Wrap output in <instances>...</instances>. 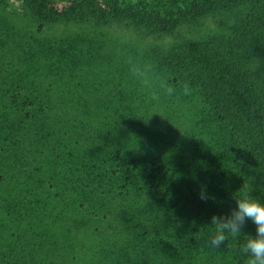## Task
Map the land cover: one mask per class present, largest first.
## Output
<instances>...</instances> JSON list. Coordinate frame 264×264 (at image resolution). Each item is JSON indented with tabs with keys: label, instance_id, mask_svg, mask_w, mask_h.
<instances>
[{
	"label": "trees",
	"instance_id": "1",
	"mask_svg": "<svg viewBox=\"0 0 264 264\" xmlns=\"http://www.w3.org/2000/svg\"><path fill=\"white\" fill-rule=\"evenodd\" d=\"M18 1L0 0V264H248L255 226L210 248L208 224L264 204V0ZM214 14L141 53L98 27Z\"/></svg>",
	"mask_w": 264,
	"mask_h": 264
},
{
	"label": "rangeland",
	"instance_id": "2",
	"mask_svg": "<svg viewBox=\"0 0 264 264\" xmlns=\"http://www.w3.org/2000/svg\"><path fill=\"white\" fill-rule=\"evenodd\" d=\"M10 9L17 10L19 1L9 0ZM69 0H58L56 7L64 6V2ZM219 21V16L214 14L207 16L206 19L200 20L197 23L185 24L170 32L161 34H154L139 28L136 24L130 22L115 21L107 26H98L101 30L106 31L108 37L116 42L121 43L126 49L135 50L139 53L148 48H162L167 49L182 42H188L199 39L209 33L215 28ZM94 22H70V23H56L52 28L55 29L56 34L63 35L64 33L70 34L73 32L86 33ZM48 29V28H47Z\"/></svg>",
	"mask_w": 264,
	"mask_h": 264
},
{
	"label": "clouds",
	"instance_id": "3",
	"mask_svg": "<svg viewBox=\"0 0 264 264\" xmlns=\"http://www.w3.org/2000/svg\"><path fill=\"white\" fill-rule=\"evenodd\" d=\"M170 91V90H169ZM202 202L214 199L202 188L197 193ZM246 223L255 226V235H248L242 246V252L248 259V264H264V204L259 203L248 195L235 200V207L227 214L212 216L208 225H214V234L208 239L207 246L219 248L227 235H240Z\"/></svg>",
	"mask_w": 264,
	"mask_h": 264
}]
</instances>
